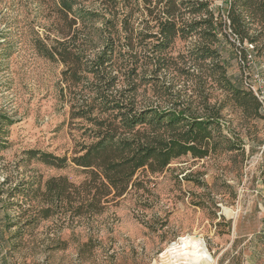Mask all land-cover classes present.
<instances>
[{
	"label": "rangeland",
	"instance_id": "374dc122",
	"mask_svg": "<svg viewBox=\"0 0 264 264\" xmlns=\"http://www.w3.org/2000/svg\"><path fill=\"white\" fill-rule=\"evenodd\" d=\"M101 1L75 0L73 9L107 18ZM126 2L129 7L119 10L129 14L131 9L133 52L140 58L135 70L127 55L117 58V69L125 74L118 89L136 85L137 107L159 104L167 110L175 103L198 101L190 86L194 79L178 71L185 68L197 36L176 38L160 52L170 62L153 73L151 60L141 58L147 49L138 46L137 33H155V22L141 1ZM209 2L214 13H225L223 0ZM54 8L55 0H0V114L12 122L0 133V264H264V154H259L264 118L247 115L208 85L202 89L207 104L223 105L207 157L187 154L160 173L139 172L141 188L129 189L100 215L40 217L39 194L49 178L65 176L79 184L86 177L70 162L55 169L25 154L33 150L70 159L89 126L70 118L69 104L59 97L63 66L39 50L58 37ZM223 20L218 26L220 55L228 79L239 86L247 66L238 62L236 50L242 57L241 49L249 47H239ZM77 26L83 29L81 38L95 43L103 20Z\"/></svg>",
	"mask_w": 264,
	"mask_h": 264
},
{
	"label": "trees",
	"instance_id": "16d2710c",
	"mask_svg": "<svg viewBox=\"0 0 264 264\" xmlns=\"http://www.w3.org/2000/svg\"><path fill=\"white\" fill-rule=\"evenodd\" d=\"M126 1L102 0L108 16L104 18L94 12L80 14L73 9L75 0H55L54 31L58 37L50 46L41 45L39 50L63 66L59 97L69 104L70 118L83 120L89 126L82 132L83 141L75 144L70 159L33 150L25 154L27 159H36L55 169H63L70 162L85 171L86 177L79 184L65 176L49 178L45 190L39 194L43 207L38 213L42 219L58 214H68L71 219L100 215L129 189L141 188L142 182L136 177L139 172L160 173L171 161L187 154L200 159L207 157L213 148L212 128L218 125L223 104L218 107L216 103L211 107L207 104L208 99L202 96L206 85L221 90L226 99L247 115L258 116L257 101L242 87V73L239 86L227 77L219 50L218 26L224 18L239 47L251 45L250 52L264 66V0H223L225 13H214L209 0H139L147 17L155 22V33L143 30L137 33L138 46L147 49V56L141 58L151 60L153 73L170 62L160 52L176 38L185 40L192 35L198 38L187 51L185 68L178 69L185 78L194 79V85L191 82L190 86H194L192 91L198 101L187 100L184 106L182 102L175 103L167 110L159 104L137 107L133 95L136 85L117 87L120 76L125 75L117 69V58L127 55L133 63L131 70L136 69L140 58L133 52L135 30L129 26L131 9L129 14L119 10L129 7ZM99 18L103 20L96 34L100 48L92 38H81L83 29L77 26L78 22ZM144 39L153 41L143 44ZM241 50L242 57L236 50L238 62L239 58H245L248 48ZM180 106L183 107L177 110ZM11 124L8 116L0 114V133Z\"/></svg>",
	"mask_w": 264,
	"mask_h": 264
},
{
	"label": "built area",
	"instance_id": "2783aa9c",
	"mask_svg": "<svg viewBox=\"0 0 264 264\" xmlns=\"http://www.w3.org/2000/svg\"><path fill=\"white\" fill-rule=\"evenodd\" d=\"M248 47L245 58L243 60L239 58V62L247 66V68L243 69L241 83L242 87L251 93L257 101L259 113L264 118V66L258 61L255 63V57L250 52L252 46L249 45ZM259 154H264V141L260 147Z\"/></svg>",
	"mask_w": 264,
	"mask_h": 264
}]
</instances>
